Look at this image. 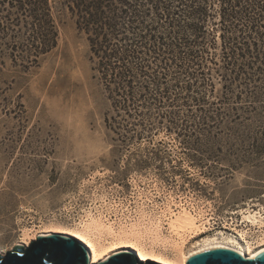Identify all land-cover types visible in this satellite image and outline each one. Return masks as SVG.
Wrapping results in <instances>:
<instances>
[{"label": "rangeland", "instance_id": "1", "mask_svg": "<svg viewBox=\"0 0 264 264\" xmlns=\"http://www.w3.org/2000/svg\"><path fill=\"white\" fill-rule=\"evenodd\" d=\"M51 3L57 45L38 63L0 48V253L91 216L130 225L182 208L206 228L185 251L235 226L260 235L243 213L264 214V108L224 114L240 103L219 100L215 78L203 110L180 84L136 113L117 110L93 77L86 34Z\"/></svg>", "mask_w": 264, "mask_h": 264}, {"label": "trees", "instance_id": "2", "mask_svg": "<svg viewBox=\"0 0 264 264\" xmlns=\"http://www.w3.org/2000/svg\"><path fill=\"white\" fill-rule=\"evenodd\" d=\"M52 1L86 34L93 77L115 109L136 113L180 84L178 96L203 110L215 78L216 97L240 103L224 114L264 108V0H0V48L24 52L25 67L57 45Z\"/></svg>", "mask_w": 264, "mask_h": 264}, {"label": "bare ground", "instance_id": "3", "mask_svg": "<svg viewBox=\"0 0 264 264\" xmlns=\"http://www.w3.org/2000/svg\"><path fill=\"white\" fill-rule=\"evenodd\" d=\"M102 216H89L88 221L73 228L58 226L62 234L76 238L85 247L93 263L105 261L116 252L130 250L143 262L186 264L191 254L237 239H241L250 257L264 252V231L257 237L250 236L252 238L250 239L247 229L236 226L231 227V232L217 231L207 234L194 248L185 251L187 240L202 234L206 229L205 225L198 223L195 214L186 208L172 211L166 217L165 214L154 215L145 223L137 221L138 223L130 225L119 223L116 226L115 220H105ZM243 219L250 226L261 228L264 225V214L258 210L248 209L243 213ZM164 224H167L165 234L161 231ZM24 235L28 237V232L25 231ZM22 244L27 245L28 240H24Z\"/></svg>", "mask_w": 264, "mask_h": 264}, {"label": "water", "instance_id": "4", "mask_svg": "<svg viewBox=\"0 0 264 264\" xmlns=\"http://www.w3.org/2000/svg\"><path fill=\"white\" fill-rule=\"evenodd\" d=\"M0 264H157L139 259L130 250L116 252L107 260L93 263L85 247L62 233L37 235L26 246L17 244L0 253ZM186 264H264V252L250 257L241 239L191 254Z\"/></svg>", "mask_w": 264, "mask_h": 264}]
</instances>
